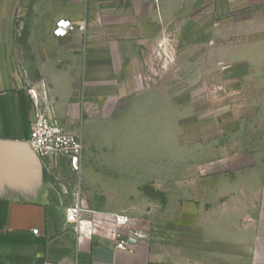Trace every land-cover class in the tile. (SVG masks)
Returning <instances> with one entry per match:
<instances>
[{
	"label": "crops",
	"instance_id": "0c3cea01",
	"mask_svg": "<svg viewBox=\"0 0 264 264\" xmlns=\"http://www.w3.org/2000/svg\"><path fill=\"white\" fill-rule=\"evenodd\" d=\"M216 1L220 8L247 9L235 16L221 12L219 23L233 16L254 26L256 37L242 46L236 61L252 74L264 73V0ZM152 2L155 9L158 0ZM90 14L82 18L66 0H0V264H264L263 166L187 181L197 202L185 222L153 225L129 213V226L118 229L126 248L116 246L110 230L114 214L129 209L106 203L99 211L85 204L83 178L98 182L90 174L98 121L109 118L100 116L106 112L101 103L114 92L107 80L117 83V97L134 93L136 72L146 61L137 36L125 38L120 27L98 33V19ZM63 16L86 20L87 33L54 37V23ZM20 23L32 26L21 31ZM31 89L83 140L80 178L72 179L80 186L74 190L66 179L75 171L65 160L49 171L29 146ZM137 110L141 117V102ZM78 204L82 210L73 221L68 209ZM105 218L112 222L105 224Z\"/></svg>",
	"mask_w": 264,
	"mask_h": 264
},
{
	"label": "rangeland",
	"instance_id": "374dc122",
	"mask_svg": "<svg viewBox=\"0 0 264 264\" xmlns=\"http://www.w3.org/2000/svg\"><path fill=\"white\" fill-rule=\"evenodd\" d=\"M152 1L66 0L82 18L91 12L98 19V33L120 27L125 38L137 36L146 53L134 93L117 97V83L107 80L114 92L101 103L106 112L100 116L109 118L98 121L90 168L98 182L83 178L84 202L99 211L106 203L124 206L130 218L135 212L154 225L189 218L197 201L187 181L194 177L264 167V86L257 87L264 73L252 74L236 61L242 46L256 37L251 23L233 17L247 11L244 7L158 0L153 9ZM168 6L175 8L173 14ZM224 11L233 16L220 24ZM31 26L18 24L21 31ZM247 146L253 151H245ZM79 171L66 179L73 190L80 186L72 182Z\"/></svg>",
	"mask_w": 264,
	"mask_h": 264
},
{
	"label": "built area",
	"instance_id": "2783aa9c",
	"mask_svg": "<svg viewBox=\"0 0 264 264\" xmlns=\"http://www.w3.org/2000/svg\"><path fill=\"white\" fill-rule=\"evenodd\" d=\"M87 30L86 20L75 22L69 17H59L53 26L52 35L56 38H65L74 33H84ZM35 104V115L32 122L28 143L34 153L42 160L44 167L49 171L59 169L66 164L78 172L81 168V159L84 143L80 135L70 131L57 116L53 104L45 96L38 97V93L31 89ZM44 95H47L44 92ZM82 209L79 204L68 209V217L73 221L79 220ZM110 230L111 236L117 240V247L126 248L128 241L121 237L119 228L128 227L130 217L125 213H116ZM34 233L38 229H34ZM43 264H61L57 261H45Z\"/></svg>",
	"mask_w": 264,
	"mask_h": 264
}]
</instances>
